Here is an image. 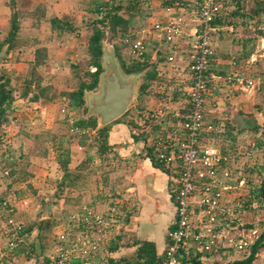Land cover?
<instances>
[{
	"label": "crops",
	"instance_id": "crops-1",
	"mask_svg": "<svg viewBox=\"0 0 264 264\" xmlns=\"http://www.w3.org/2000/svg\"><path fill=\"white\" fill-rule=\"evenodd\" d=\"M175 1L181 0H123L121 12L128 17L130 14H138L141 9V12L143 11L141 15L130 24V29L139 30L151 26L155 21L165 20L167 17L165 6ZM109 2L110 0H12L11 3V0H0V43L4 42L9 32L12 12L18 11L16 19L18 29L12 41L13 47L8 49L7 42L1 45L6 46V55L0 61V71L8 75H11L13 71L16 72L15 68L20 71L25 60L34 59L35 48L39 46L45 48L44 61L48 64L54 60L55 62L62 60L64 53H68L73 45L78 44L86 50L93 21L100 15L102 8L100 4ZM221 14L228 15L226 20L230 19L231 22L228 25L232 26L233 31L222 33L217 40L214 51L216 56L211 60L210 74L212 76L205 102V119L212 121L218 131H203L201 139L203 142L211 139L216 143L212 136L222 133L230 134L237 141L246 142L245 145L240 146L241 148L237 146L238 149L235 150L232 147H226L234 153L238 152L235 164H232L233 167L236 166V170L234 178L230 180L232 189L228 194L230 198L239 195L240 198L250 200L251 190L256 189L259 180L264 177V147L259 145L260 139L264 143V106H261L262 103L264 104V0H226ZM188 17L190 27L194 23V12L190 11ZM52 18L57 19L52 22ZM187 37L185 35L180 38L178 46L173 50L156 31L149 30L146 33V60H157L158 69L166 76L174 77L178 85L184 84L183 87L188 82V68L184 57ZM123 53L129 56L128 48L125 46ZM169 54H174V60H167ZM12 55L13 57L9 59L8 56ZM11 62H13L11 66H7ZM250 72L255 73V76H252ZM247 78L259 79L260 82H255L251 88L246 83ZM14 102L16 109L11 113L12 120L3 126L5 133L0 134L1 140L5 139V144L20 142L19 129L22 125H29L32 121L37 122L39 118H44L51 106V102L41 103L40 100L31 101L23 97H17ZM185 104V97L183 100L171 101L169 104L171 108L168 105L164 108L170 112L163 118L146 117V111L155 110L161 104L145 105L141 112L143 126L137 122L134 124L137 117L130 115L128 119L110 124L108 142L112 146L111 152L116 151L124 160L126 158L130 160L125 176H129L132 183L129 187L131 200L127 202L129 206L126 208L128 212L121 222L120 230L110 239V242L120 234L121 243H125L122 241L124 234H121L122 229L125 228L133 231L130 233L135 238L152 240L158 254L162 253L166 247L167 229L175 216L172 193L176 187V172L172 168L155 164L147 150L153 135L170 128L172 124L183 118ZM51 122H47L46 126H50ZM12 125L18 132L12 129ZM133 135H138L137 139H134ZM25 136L22 135V137ZM252 142H254L253 146ZM246 150H250L251 153L247 154ZM75 155L71 152L72 160ZM9 156L12 158L15 154H9ZM77 164L76 161L75 165ZM69 166L72 165L69 163ZM162 193H166L171 206L167 205L164 208ZM14 198L16 197L10 200L12 207L21 201L20 198ZM96 204L98 205H94L99 208L106 207L105 203ZM260 204L262 205L261 202ZM250 210L252 209L247 208L243 211L244 224L245 214ZM5 214L6 212L0 206V222L4 220ZM14 214L23 220L21 210L18 209ZM51 214L49 210L48 213L43 211L37 219L52 220ZM31 217L34 218V214ZM249 224L245 227L253 226ZM42 236V228L39 229L37 226L27 231L26 241L32 245L35 254L52 250L51 244L41 248L39 238ZM122 247L133 251L136 246H119L118 249ZM118 249L113 251L107 246L108 257H118L114 256L119 252ZM242 252L234 251L229 254V257L241 258L244 256ZM215 258L210 254L206 261L212 264ZM34 263V258L26 257L19 252L9 261V264ZM250 264H264V249L257 253Z\"/></svg>",
	"mask_w": 264,
	"mask_h": 264
},
{
	"label": "built area",
	"instance_id": "built-area-1",
	"mask_svg": "<svg viewBox=\"0 0 264 264\" xmlns=\"http://www.w3.org/2000/svg\"><path fill=\"white\" fill-rule=\"evenodd\" d=\"M225 2L175 1L165 6V20L155 21L139 30H128L120 36L121 44L128 48L129 59L136 62L146 60V33L149 30L156 31L173 50L180 38L188 36L184 56L188 68V82L184 87L185 114L170 128L153 135L150 143L153 159L176 172V187L172 193L175 216L173 226L167 229V245L160 264H182L181 251L189 249L200 252L205 261L220 247L244 251L258 236L257 226L245 227L242 215L245 209L259 206V202L239 195L230 198L228 194L236 170L232 164H235L238 152L221 147L211 139L208 142L201 139L203 131H218L212 121L205 119V102L212 76L211 57L217 40L222 33L233 31L231 25L214 21L224 9ZM190 11L194 12V23L189 27ZM167 60H174V54H169ZM257 81L260 82L259 79H246L251 88ZM61 110L72 113L68 103ZM166 114L162 107L146 111L148 118H163ZM67 121L70 133L95 132V128L76 125L72 114ZM246 153L251 151L246 150ZM0 203L9 212L10 201ZM122 207L116 204L104 208L78 205L73 211L54 219L53 226L59 229L52 250L36 254L26 241L23 221L7 213L0 222V264H9L18 252L34 258V264H108V254L99 256V252L102 244L116 234L121 217L128 212Z\"/></svg>",
	"mask_w": 264,
	"mask_h": 264
},
{
	"label": "rangeland",
	"instance_id": "rangeland-1",
	"mask_svg": "<svg viewBox=\"0 0 264 264\" xmlns=\"http://www.w3.org/2000/svg\"><path fill=\"white\" fill-rule=\"evenodd\" d=\"M111 44L112 43L108 39L105 38L103 40V47H105L106 51H108V46ZM123 50L124 46L121 45V55L127 61L129 56L123 53ZM114 51L121 67V61L117 55L116 49ZM85 53L86 50L82 49V46H79L78 44L73 45V48L70 49L68 53H64L65 56L62 60L60 59L56 62L54 60L49 64L47 62L45 63L44 61L40 65H36V67L34 66L32 76L27 77V80L28 78H31L30 87L34 88V90L46 88L47 94H51L52 92L56 94L53 99L40 100L41 103L51 102L50 109L47 111L48 114L45 115L44 118H39L37 122L32 121L29 123V125H22V127L19 129V138L21 143L17 142V144H14L9 142L5 144V139L1 140L0 138V165L2 160L1 154L6 155L7 152H10V154H15V157L18 160V163L15 165V170L20 171V178L18 181L14 182L12 186L6 187L10 176L9 174H2L0 169V195H2L8 201L12 200L13 197L21 199L18 205L13 206L12 214H14V212H16L18 209L21 210L23 212L21 215L23 220L21 218L20 219L23 221L25 226L27 224H31L33 220H37L38 215L43 211H47L48 213L49 210V214L50 212L52 213V220L46 219L42 225L43 236L41 237V242L43 241L44 244L46 242V245L44 246H47V244L53 245L54 241L56 243V235L59 228L53 226L54 219L59 216L66 215L71 210L73 211V209H76L78 205L88 204L95 206L98 205L96 203L99 202L105 203L106 205H121L123 206L122 209L126 210V208L129 206V203L127 202L131 200L129 197V187L132 183L129 180V176H125L128 172L130 160L127 158V160H124L120 155L117 154L116 151H110V154L107 153V155H101L100 153H97L96 147L92 143L94 141L93 137L96 132L79 133L88 134L84 143L78 141L77 138L79 134L75 135L74 141H70L72 142L71 144L69 143L70 145L66 143L67 136L65 137L64 143L70 146V151L73 153V155H78H75L76 158L73 157V160L70 158V164L72 165L70 167L71 169L77 168V165H80L82 162L81 160H83L86 156L90 155V158L87 159L88 162L86 165H83L80 168L81 175L76 178V181L73 180L74 183L68 186H59L61 170L55 159L56 151L53 147H51L50 144L52 142L51 139L53 133L59 135H68L66 121L67 118H69L72 114L65 113L61 110V107L65 106L68 102L60 92L63 90H70L77 86L79 81V72H82L86 68L85 62L87 57ZM12 57L13 55L8 56L9 59ZM101 58L103 57L101 56ZM32 61L25 60V64H23V68L20 69V71H18V68H15L16 72L13 71L11 73V82L16 88L15 92L19 93V91L26 85V81L23 78L25 75L27 76L25 73L31 69L30 66L32 65ZM12 63L13 62L9 63L7 66H11ZM91 69H94V67ZM141 71L145 72L146 70L143 69ZM250 74L255 76V73L253 74L250 72ZM173 78L174 77L168 76L167 79L161 81L152 80L147 91L141 93L139 86L144 80V74H138L137 94L130 103L128 112L123 114L118 119L110 121V124L118 120L128 119L130 115L132 117L136 116L137 120L135 122L141 125L144 123L141 112L145 108V105H154V103H158L161 104L159 106L164 109L166 105L171 108L169 104L173 100H183L185 96L183 87L184 84L178 85ZM34 83L35 85L33 86ZM261 106H264V104L262 103ZM165 111L167 114L170 112V110L167 111L166 109ZM83 114L84 112H82V109H79L77 111H73L72 116L76 119L81 117ZM131 120L134 121V119ZM47 122H51V125L46 126ZM4 128L5 127L3 126L0 127V134L5 133L6 130H4ZM22 135H26L27 137H22ZM212 137L214 138V141L221 147L229 146V148L232 147L233 150L241 148L240 146L242 144H246V142H242L240 140L237 141L235 138L232 139L230 135L222 133L214 134ZM259 142V145L264 147V143L261 141V139ZM47 146L50 147H48L50 151L47 156H42L39 152H42L44 147ZM237 146L239 147L237 148ZM19 156H21L22 159H20ZM76 161L78 162L77 165H75ZM162 198L163 204L165 205L164 208L167 205H172L171 201H169V199L166 197V193H162ZM259 206L255 207L254 210L252 209L247 211L244 221L245 225L250 223L249 225L257 226L258 230H261L264 227V208L261 204ZM32 214H34V218L31 217ZM123 219L124 218L121 217L119 224L123 221ZM34 224V227H36V223ZM130 232L133 231H129L125 228L122 229L121 234H124L122 241H131L133 235ZM109 243L110 241L102 244L99 256L107 254L105 248L109 246ZM118 251L119 252L114 254V256L120 257L123 255H129L132 252L131 249L125 247L119 248Z\"/></svg>",
	"mask_w": 264,
	"mask_h": 264
},
{
	"label": "trees",
	"instance_id": "trees-1",
	"mask_svg": "<svg viewBox=\"0 0 264 264\" xmlns=\"http://www.w3.org/2000/svg\"><path fill=\"white\" fill-rule=\"evenodd\" d=\"M123 0H110L107 4H100V15L93 21V28L92 31L87 39V45H86V68L79 72V81L76 87L70 89V90H63L61 91V95L65 99H67L69 111H77L79 109H82V112L86 111V99H85V93L87 91L95 90V88L98 86L99 80H100V73L103 69L102 62H101V56L103 52V40L106 38L108 39L116 49L117 55L120 59V64L125 73L130 72H137L145 69L144 73V80L141 82L139 86L140 92L144 93L147 91L150 83L152 80H164L167 79L168 76H166L163 72H161L157 65L158 61H151L144 60L141 62H136L134 60H125L124 57L121 55L120 48H121V40L120 36L128 31L130 29V24L133 22V20H137V18L141 15V9L139 10L138 14H130L128 17H125L123 13L121 12L123 8ZM131 1V0H128ZM12 3V0H11ZM102 5V6H101ZM18 11H13L10 17V29L9 32L4 39V42L8 43V49L13 47V39L16 35L17 29H18ZM225 19L223 20V18ZM226 17L228 15L224 14H218L215 18L216 23L220 24H228L230 23V19L226 20ZM57 18H52V22H54ZM0 43V46L4 43ZM45 48L44 47H36L35 48V55L34 59L32 61V65L30 66L31 69L25 74L23 79L26 81V85L19 91V93L15 92L16 88L11 82L12 77L8 74H5L3 72H0V127L5 126L10 123L12 120L11 113L14 110L15 102L14 100L17 97H23L30 99L31 101H39V100H49L53 99V97L56 96L54 92L51 94H47L46 88H39L37 90H34V88L30 87L31 78H28V76H32L34 66L40 65L44 62L45 58ZM216 55L213 54L211 57V60L214 59ZM94 67V69H91ZM32 85V83H31ZM35 83L33 84V86ZM37 85V84H36ZM38 86V85H37ZM31 93V94H29ZM185 111L187 108V103L184 106ZM128 109L122 113L120 116L115 118L114 120L121 117L123 114L127 113ZM82 115L79 118L75 119V124L79 125L81 127H90L95 128L96 134L94 135L92 142L96 147V152L100 153L101 155H105L109 153L112 149V146L108 142V130L110 126V122L98 126L97 125V119L94 115L91 116H85ZM185 114V112H184ZM182 114V115H184ZM148 117V116H146ZM183 118H181L182 120ZM67 127H68V121H66ZM136 124V122L134 123ZM12 129L15 132H18L17 128L15 126H11ZM68 135L66 134H56L53 133L52 135V142L51 147H53L56 151L55 159L58 163V166L61 170V178L59 181V186L63 185H71L74 183L73 180L76 181V178L81 175L80 169L83 165H86L88 162L89 156H86L81 164L77 166L75 169H71L69 166L70 158H71V151H70V144L75 140V135L79 133H70L67 130ZM228 133V132H227ZM70 134V135H69ZM64 135V136H63ZM230 135V134H228ZM67 136V137H66ZM88 134H79L78 141L84 143L86 141ZM138 135H133L134 139H137ZM66 137V143L69 145H66L64 143ZM230 137L233 139V136L230 135ZM79 142V143H80ZM49 146L44 147L42 152H39L42 156H47L49 153ZM147 153L150 157V159L155 162V164H158L153 159V152L152 147L149 145ZM10 152H7L6 155L1 154V173L4 175L10 176V179L8 180V184L6 187L12 186V184L20 178L19 172L15 170V165L18 163V160L15 156L12 158L9 156ZM20 159H22L21 156H19ZM25 174V173H24ZM251 195L249 194L250 200H257L262 203V207L264 208V177H262L259 180L258 186L256 189L251 190ZM16 199V198H15ZM6 200L3 196H0V201ZM174 200V198H173ZM175 201V200H174ZM1 206V203H0ZM9 212L7 213H13V207L9 203ZM258 207V206H257ZM260 207V206H259ZM250 208V207H249ZM254 209V208H251ZM6 217V216H5ZM48 219V218H47ZM46 219H37L34 220L31 224H27L25 226V230H30L34 227V223L38 226L39 229L42 228V225L44 224V221ZM173 224H171L169 227H172ZM39 238V237H38ZM120 234L114 238L110 244L109 249L110 250H116L119 246H131L135 245L134 251H132L129 255H123L120 257H109L108 264H160L163 256V252L158 254L156 251L155 243L152 240L148 239H140L132 237L131 241L121 243L120 241ZM39 243L41 248L44 247L43 241L41 242V238H39ZM264 249V227L258 231V236L253 239V241L250 243L249 247L244 250V256L241 258L232 257L230 258L227 253L232 254L234 252V249L232 247H220L218 250L213 251L212 256L214 255L215 260L212 262V264H250L253 259L256 257L257 253H259L261 250ZM246 251V252H245ZM201 253L198 251H194L193 249H189V251H181L180 254V262L182 264H208L207 261H205L203 258H201ZM210 264V263H209Z\"/></svg>",
	"mask_w": 264,
	"mask_h": 264
},
{
	"label": "water",
	"instance_id": "water-1",
	"mask_svg": "<svg viewBox=\"0 0 264 264\" xmlns=\"http://www.w3.org/2000/svg\"><path fill=\"white\" fill-rule=\"evenodd\" d=\"M103 47L101 62L103 69L100 73L98 88L85 93V116L94 115L97 125L102 126L124 113L136 97L137 75L145 72L125 73L116 58L113 44ZM6 55V46L0 47V61ZM49 217V215H48Z\"/></svg>",
	"mask_w": 264,
	"mask_h": 264
}]
</instances>
